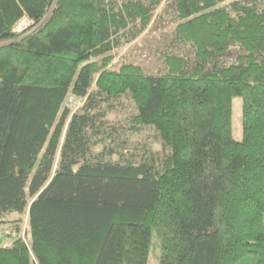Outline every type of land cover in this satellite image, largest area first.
<instances>
[{
	"label": "trees",
	"instance_id": "trees-1",
	"mask_svg": "<svg viewBox=\"0 0 264 264\" xmlns=\"http://www.w3.org/2000/svg\"><path fill=\"white\" fill-rule=\"evenodd\" d=\"M162 2L0 0V264H147L153 230L159 264H264V0H171L192 59L111 69Z\"/></svg>",
	"mask_w": 264,
	"mask_h": 264
},
{
	"label": "rangeland",
	"instance_id": "rangeland-1",
	"mask_svg": "<svg viewBox=\"0 0 264 264\" xmlns=\"http://www.w3.org/2000/svg\"><path fill=\"white\" fill-rule=\"evenodd\" d=\"M170 3L171 0H163L156 10L148 28L131 44L111 53L113 56V60L109 66L111 69L117 70L124 64H133L142 68L148 74H156L166 71L163 60V54L165 53L192 59V49L189 46L179 45L175 42L174 29L176 22L175 15L169 6ZM28 25L29 22L23 19L16 24L14 31L19 33L27 28ZM77 101L78 100L73 98L67 101V105L72 112L78 107ZM117 107L118 110L109 116L110 120L113 122L123 123L129 115L135 112L133 104L125 98L122 99L121 102H118ZM232 107L233 137L239 140L242 135V100L240 98H235ZM135 140L145 141L147 144L153 145V143H155V132L151 128H143L135 137ZM157 148L159 149V147ZM15 220L21 221V238H24L28 225V212L22 215L11 214L6 217V221ZM10 230H12L11 225H0V243H2V246H9L14 239L13 237H16ZM160 244V237L157 232L153 230L147 264H159V257L161 254Z\"/></svg>",
	"mask_w": 264,
	"mask_h": 264
},
{
	"label": "built area",
	"instance_id": "built-area-1",
	"mask_svg": "<svg viewBox=\"0 0 264 264\" xmlns=\"http://www.w3.org/2000/svg\"><path fill=\"white\" fill-rule=\"evenodd\" d=\"M76 100H78V101H77V103H78V107L75 108L74 111L78 110V109L81 107V105H82V100H81V99H76Z\"/></svg>",
	"mask_w": 264,
	"mask_h": 264
}]
</instances>
